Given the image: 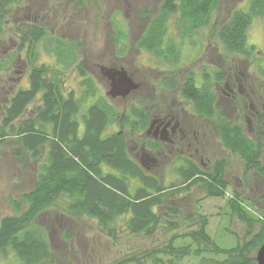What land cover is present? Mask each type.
Masks as SVG:
<instances>
[{
  "label": "rangeland",
  "instance_id": "374dc122",
  "mask_svg": "<svg viewBox=\"0 0 264 264\" xmlns=\"http://www.w3.org/2000/svg\"><path fill=\"white\" fill-rule=\"evenodd\" d=\"M249 1L218 0L208 26L200 28L181 43L176 33L178 14L168 15L166 36L179 43V60L176 63L160 60L137 45L150 20L162 14L163 0H84L81 7L71 0H22L13 5L4 31L0 33V124L9 96L17 89L29 85L30 64L26 59L25 49L18 48L20 41L15 25L20 22L42 24L47 34L37 42L36 63L57 65L63 69L65 95L69 92L80 95L84 89L81 85L84 78L95 88V96L88 97L82 103L77 115L79 134L83 130L81 115L97 96L107 99L120 112L129 110L132 105L144 106L148 111L151 109L148 121L154 114L170 116L176 112L180 114V126L182 120L185 128L188 123L191 126L189 137H184L183 132L178 131L183 138L178 136L174 142L159 144L151 132L146 133V126L137 135L128 137L127 146L131 156L141 162L145 170L154 173L164 186L180 182L176 168L183 163L182 157L192 153L199 158L196 162L201 168H210L215 161L223 159L224 176L227 180L225 194L221 197L208 196L199 184L180 189L166 197L161 209L163 222L151 236L133 234L124 224H120L116 235L108 236L100 231L95 220L86 217L66 218L54 212H45L41 223L49 231L54 250L50 264H112L124 257L142 256L145 252L165 245L172 234H182L195 228L198 215L207 217L206 230L220 247H232L237 241L243 243L259 228L260 223L256 218L264 219V175L247 166L244 159L222 147L215 126L217 117L221 116L230 124L241 125L246 135L258 142V145L264 141V111L258 100L261 94L264 95V60L259 59L264 54V13L254 17L248 27L247 40L253 46L248 57L225 54L216 37V28L226 22L230 12L236 8L246 10ZM50 37L60 39L66 46L73 48L76 58L70 65L63 62L56 64L54 54L48 51L47 39ZM100 65L123 67L140 87L126 97L111 98L107 95L109 81L101 75ZM231 67L243 72L248 79L241 81L238 78L237 84L243 90V93L236 91L239 103L221 97L217 104L218 114L210 119L192 116L194 110L191 103L182 97L179 88L167 89L160 83L165 76L173 77L178 82L193 74L196 85H201L207 78L203 77L205 71L234 73V68ZM220 88H226L223 80ZM38 98L28 105L25 117L39 103ZM243 104L247 107L251 104L252 114L246 115V110H242ZM18 123L19 120L14 121L15 126ZM119 129L117 125H111L107 133ZM15 139V133L8 132V136L0 144V220L3 216L17 213L14 208L15 200H19L21 204L18 213L26 208L21 196L32 188L37 167L47 151L44 146L39 159H34L24 150L17 154L15 148L18 144ZM145 140L155 141L157 146L150 148L146 144L142 147ZM260 163L264 166V153L261 154ZM177 186L179 184L168 188ZM233 198L255 220L249 223L237 212H233L229 203ZM169 206L177 209V216L164 213V210H169ZM168 219L175 221L176 226L168 228ZM65 231L71 237H66ZM188 242V238H178L175 245ZM159 256L164 260L168 259V256ZM199 258L200 256L190 255L175 264H199ZM0 264L21 262L12 251H8L5 257L0 255Z\"/></svg>",
  "mask_w": 264,
  "mask_h": 264
},
{
  "label": "trees",
  "instance_id": "16d2710c",
  "mask_svg": "<svg viewBox=\"0 0 264 264\" xmlns=\"http://www.w3.org/2000/svg\"><path fill=\"white\" fill-rule=\"evenodd\" d=\"M22 0H0V33L4 31L12 7ZM81 7L84 0H71ZM218 0H163L162 14L152 18L144 35L137 41L138 47L150 52L160 60L176 63L179 60V43L192 37L197 30L208 26ZM178 14L176 33L179 43L166 36L168 15ZM264 13V0H250L246 10L233 9L228 19L216 28V37L227 55L248 57L253 46L248 43L247 30L254 17ZM19 35V49H25L30 67L29 85L17 89L9 96L4 106L0 124V144L15 133L18 147L34 159L42 156L41 149L47 151L37 167L32 188L22 194L26 203L23 211L19 200L14 201L16 214L3 216L0 220V255L12 251L21 264H50L54 250L41 218L45 212H54L63 217H86L96 221L100 231L108 236L118 232L120 224L133 234L153 235L163 222L161 211L166 197L186 189L193 184L202 186L208 196L221 197L225 194L227 180L224 177V160H217L209 170H204L191 158L182 157L183 163L176 168L179 183L164 186L161 180L144 169L142 163L131 156L127 139L137 135L148 125L151 109L135 106L127 111H119L102 96H97L82 113L83 130L79 134L77 115L82 103L95 96V88L84 78L80 95L73 92L64 94L63 69L57 65L37 64V42L47 31L42 24L20 22L15 25ZM49 48L56 64L70 65L76 58L73 48L57 38L50 37ZM219 72L204 83L196 85L193 74L176 82L173 77H162L160 83L167 89L179 88L182 97L193 102L194 111L212 116L215 111V94L212 80L220 79ZM35 104L31 114L25 117L29 104ZM19 120L17 126L14 121ZM221 140L223 146L246 161L264 175L260 163L261 145L255 144L240 125L221 120ZM117 125L120 129L107 133L108 127ZM6 128L8 131H6ZM15 128V129H14ZM128 130V131H126ZM128 133V136H127ZM132 139V137H131ZM154 142V143H153ZM144 141L141 145L157 146L155 141ZM154 145V146H153ZM177 184V188L174 187ZM264 200V197H262ZM230 209L243 220H255L245 211L235 198L230 199ZM169 216H177V209L169 206L164 210ZM259 228L243 243L229 248L220 247L207 232L205 215H198L196 227L182 234H172L168 242L160 248L152 249L142 256L121 258L112 264H175L187 256H200L199 264H257L255 254L264 242V219L256 218ZM168 228L176 222L168 219ZM66 237H71L65 231ZM178 238H188L189 242L175 245ZM168 256L167 260L162 257ZM221 256V258H217Z\"/></svg>",
  "mask_w": 264,
  "mask_h": 264
},
{
  "label": "flooded vegetation",
  "instance_id": "af4514ba",
  "mask_svg": "<svg viewBox=\"0 0 264 264\" xmlns=\"http://www.w3.org/2000/svg\"><path fill=\"white\" fill-rule=\"evenodd\" d=\"M259 59L260 60H264V54L260 55ZM231 68L233 69L234 67H231ZM219 72L220 71L211 70V72L210 71H205L204 73L209 74V76L211 78H213L214 76L219 74ZM240 74L243 75V76H241ZM221 75H222V77L220 79H213L212 80V85H213L212 89H213V92H214V94L216 96L215 97V102H214L215 111H214V114L212 116H214V115L217 116V114H218V112H217V109H218L217 108V104L219 103V100H220L221 97L222 98L225 97V98H227L229 100H232V101L234 100L237 103H239L238 102L239 101V97L237 96V92L243 93L242 88L240 89V87L237 84L238 78H240L241 81L246 79V77L244 76L243 72H240V71H238L237 68H234V73L229 71V72H226V73L224 72V74L222 73ZM222 80H223L224 86L226 88H220V83L222 82ZM247 80L248 79H246V81ZM214 85H215V87H214ZM214 88H216V90ZM261 95L259 96V94H258V96L260 98L258 100H259V102H261V106H262V109L264 111V95H262L263 97ZM186 100H188L191 103V106L193 108V102L191 100H189V99H186ZM250 108H252L251 104H249V107H247L246 104H243L242 110L243 109L246 110V113H247L246 115L252 114L251 111H250ZM193 110H194V108H193ZM179 115L180 114H178V113L176 114V112H175V114H171L170 116H162V115L161 116H157L156 114L151 115V119L148 121L146 133H150L151 132V134L153 135L155 140L157 139L156 142L159 143V144H161V143L162 144H165V143L167 144L168 142H174L176 139H178V136H181L178 131L183 132L184 137L185 136L189 137L188 135L190 133L189 131H190V127L191 126L188 123V126H186V128H185L184 127V120L181 121L182 125L180 126ZM191 115L192 116L198 115V116L206 118V119H210L212 117V116H205L204 114H198L195 111H193L191 113ZM241 119H243V116H241ZM190 120H191V117H190ZM221 120H223L221 118V116L217 117L215 126H216V133H217V136H218V141L220 142V145L222 147H224L223 144H222V140H221V123H220ZM236 125H239V124H236ZM184 131H185V133H184ZM181 137L183 138V136H181ZM253 142L255 144H257V145L259 144L258 142H255V141H253ZM260 144H261V150H262V155H263V153H264V141H261ZM230 153L233 154L232 152H230ZM186 158H191V159H194L195 161L199 160L198 157L194 156V153H192V155L191 154H187ZM259 160H260V158H259ZM203 169L204 170H206V169L209 170L210 168H203Z\"/></svg>",
  "mask_w": 264,
  "mask_h": 264
},
{
  "label": "water",
  "instance_id": "95a60500",
  "mask_svg": "<svg viewBox=\"0 0 264 264\" xmlns=\"http://www.w3.org/2000/svg\"><path fill=\"white\" fill-rule=\"evenodd\" d=\"M99 70L101 75L109 81L110 88L107 95L111 98L126 97L140 87V84L135 82L123 67L115 68L100 65ZM255 260L257 264H264V242L258 247Z\"/></svg>",
  "mask_w": 264,
  "mask_h": 264
}]
</instances>
